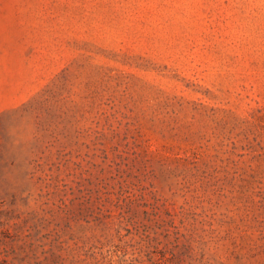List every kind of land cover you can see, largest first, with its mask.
I'll return each instance as SVG.
<instances>
[{
    "label": "rangeland",
    "instance_id": "obj_1",
    "mask_svg": "<svg viewBox=\"0 0 264 264\" xmlns=\"http://www.w3.org/2000/svg\"><path fill=\"white\" fill-rule=\"evenodd\" d=\"M0 264H264V0H0Z\"/></svg>",
    "mask_w": 264,
    "mask_h": 264
}]
</instances>
